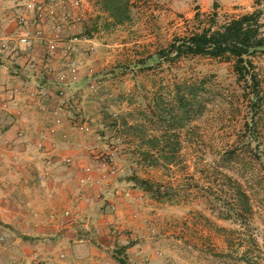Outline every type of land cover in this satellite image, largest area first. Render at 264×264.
Masks as SVG:
<instances>
[{
  "label": "rangeland",
  "instance_id": "374dc122",
  "mask_svg": "<svg viewBox=\"0 0 264 264\" xmlns=\"http://www.w3.org/2000/svg\"><path fill=\"white\" fill-rule=\"evenodd\" d=\"M27 1L0 0V66L65 101L77 139L63 164L90 201L74 231L41 239L38 264H264V54L253 58L255 102L231 62L156 56L196 30L197 11L217 12L222 24L258 0H130L123 23L104 0H79L75 23L68 13L57 21L58 40L78 38L71 53H47L41 42L55 36L45 21L33 51L15 55L8 39L36 27ZM133 177L158 187L148 192ZM238 185L250 201L244 220L234 211Z\"/></svg>",
  "mask_w": 264,
  "mask_h": 264
},
{
  "label": "crops",
  "instance_id": "0c3cea01",
  "mask_svg": "<svg viewBox=\"0 0 264 264\" xmlns=\"http://www.w3.org/2000/svg\"><path fill=\"white\" fill-rule=\"evenodd\" d=\"M22 58L20 68L25 65ZM4 74L0 105L7 109L0 120V236L8 239L0 244V264H38L47 253L41 239L62 228L70 229L65 235L74 231L75 224L87 216L90 201L87 187L76 190L75 167L63 164L66 155L76 153L77 139L67 121L65 101L54 95L55 89H26L30 84L25 77L8 64L0 66V79ZM57 259L56 254L54 262Z\"/></svg>",
  "mask_w": 264,
  "mask_h": 264
},
{
  "label": "trees",
  "instance_id": "16d2710c",
  "mask_svg": "<svg viewBox=\"0 0 264 264\" xmlns=\"http://www.w3.org/2000/svg\"><path fill=\"white\" fill-rule=\"evenodd\" d=\"M104 2L116 22L123 23L129 18L130 0H104ZM258 2L260 0L255 2L257 8L252 13L228 18L222 24H217V12L205 14L197 11L193 20L196 30L187 36L175 37L156 56L169 62H175L182 57H208L231 62L239 81L244 82L248 89H252V101L255 102L259 96L260 83L253 58L264 54V10L260 8ZM190 88L187 86L179 89ZM190 110L192 106L186 108L188 114ZM152 142H158V139L155 138ZM131 181L140 184L148 192L158 187L157 185L151 187L149 182L139 181L134 177ZM234 211L237 217L242 218L241 220L251 212L249 198L239 185L234 194ZM221 230L224 233L228 232L226 229Z\"/></svg>",
  "mask_w": 264,
  "mask_h": 264
},
{
  "label": "built area",
  "instance_id": "2783aa9c",
  "mask_svg": "<svg viewBox=\"0 0 264 264\" xmlns=\"http://www.w3.org/2000/svg\"><path fill=\"white\" fill-rule=\"evenodd\" d=\"M80 5L79 0H28L26 3L27 8L30 11L35 12V20L34 24L36 27L32 29L28 28H22V31L20 33H15V38L8 39V40H14V42L20 46L19 49L13 50V54L17 55L22 52H25V54H30L33 49L35 48L37 41L42 40L43 37V25L47 21L48 23L52 22L54 30V36L55 39L52 40H43L41 42L44 44V48L46 49L47 53L53 54L57 48L62 50L65 55H68L73 50V45L78 41L77 37L69 38V40L60 41L58 40V35L61 34V31L63 30V25L58 24L57 21L60 19L59 16H61L63 13H68L63 17H69L68 24L75 23V17L76 14L73 13L75 11V7H78ZM22 47V48H21ZM24 50V51H23ZM29 51V53H28ZM23 54V53H22ZM35 67V65H33Z\"/></svg>",
  "mask_w": 264,
  "mask_h": 264
}]
</instances>
